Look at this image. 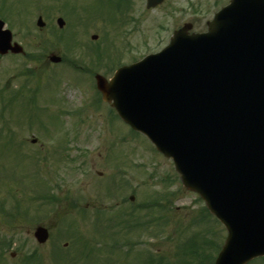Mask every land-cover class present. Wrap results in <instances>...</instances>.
Masks as SVG:
<instances>
[{
	"label": "rangeland",
	"instance_id": "obj_1",
	"mask_svg": "<svg viewBox=\"0 0 264 264\" xmlns=\"http://www.w3.org/2000/svg\"><path fill=\"white\" fill-rule=\"evenodd\" d=\"M38 1L0 0V5L5 6L4 13L8 15L4 23L12 33V41L20 44L25 54H36L38 57L41 54L43 57L38 61L32 58L25 61L20 56L0 57V107L12 92L29 82L30 77L26 75L28 68L36 73L28 85L34 84L39 92L30 99L36 98L34 104L21 107L25 99L27 101L28 97L34 96V88L29 89L30 93L28 89L21 88L15 95L18 101L11 106L20 109L15 113V122L33 124L32 128L15 126L8 108L0 111V202L4 201V210H8L13 203L9 194L21 201L20 216L15 218V222L0 215V240L11 244L4 251L0 264H138L147 254L155 258L163 257L164 264H177L181 259L177 256L178 246L205 229L197 224L204 204L196 194L181 186L170 160L154 153L143 136L131 133L127 126L108 112L106 104H94L93 87V74L109 78L116 68L157 52L166 44L167 32L154 25L153 13L145 15L146 22L141 32L131 35L115 34L110 31L107 22L100 23L84 35L92 44L91 49L83 57L82 52L73 57L72 51L66 50L74 42V32L73 36L69 34L64 40L59 32L49 34L47 26L41 30L35 26L40 14L34 7ZM204 3L207 4L206 1ZM4 13L0 14L1 20ZM41 16L45 22L46 14L43 12ZM210 18L209 11L194 14L196 25L193 31L201 30ZM107 30L110 31L108 35ZM92 34L98 36L95 42L89 39ZM95 52H100L107 59L101 62L97 59L96 62ZM51 53L63 54L79 62L81 67L72 68L74 72L67 65L50 64L45 58ZM42 100L44 106L40 105ZM65 109L71 110L70 118L63 115ZM43 125L52 126L49 132H54L59 138L64 137L65 144L71 149L67 160L57 162L52 149L45 147L50 138L41 130ZM10 128L17 133V137L11 133L12 146L7 143ZM17 138L25 139L19 145L20 152V148H16ZM32 138H37L35 144H30ZM31 152L34 153L33 158L27 160L24 156ZM37 154L48 156L44 172L46 179L49 182L55 179L61 181L57 208L44 206L39 210L38 203L28 199L31 194L25 186L41 185V181L26 177L27 163L36 159ZM5 178H9L8 183ZM111 178L117 179L119 186L109 193L107 186ZM39 193L41 190L36 192ZM129 196H133L132 202L128 200ZM153 203L155 208L144 209L145 205ZM131 209L136 210L135 216L141 220H157L156 223L162 224L151 226L148 235L143 230L130 236L109 237L112 229L104 227L113 224L119 212L126 213ZM97 210L102 212L95 216ZM107 218L113 220L106 222ZM38 223L49 230V238L42 245H38L32 236ZM207 227L214 232L205 233L206 239L211 238L212 233L215 245L222 244L226 235L222 226L212 221ZM125 241L128 242L126 246L123 245ZM119 242L122 244L119 251L108 249ZM193 243L198 245L200 241L195 239ZM191 245L187 244L188 247ZM212 251L210 248L204 251L209 260L213 256ZM30 254L37 257L36 261L30 263L26 260Z\"/></svg>",
	"mask_w": 264,
	"mask_h": 264
},
{
	"label": "water",
	"instance_id": "obj_2",
	"mask_svg": "<svg viewBox=\"0 0 264 264\" xmlns=\"http://www.w3.org/2000/svg\"><path fill=\"white\" fill-rule=\"evenodd\" d=\"M234 6L206 36L177 32L164 52L109 83L96 78L103 100L172 158L182 185L225 226L215 264L264 256V0ZM2 25L0 54L21 52ZM34 236L44 243L47 231Z\"/></svg>",
	"mask_w": 264,
	"mask_h": 264
},
{
	"label": "flooded vegetation",
	"instance_id": "obj_3",
	"mask_svg": "<svg viewBox=\"0 0 264 264\" xmlns=\"http://www.w3.org/2000/svg\"><path fill=\"white\" fill-rule=\"evenodd\" d=\"M204 1H206L207 4L204 3ZM228 1L229 0H157L153 8H147V0H73L71 2H65L63 0H43V12L47 16L45 27L47 26L49 34L55 35L57 31L61 30L74 32V42L69 44L70 47L67 49L72 51L74 57L76 54L80 53L81 50V34L86 35L92 28H95L100 23L107 22L111 27L110 31L113 30L115 33L131 35L140 33L141 27L146 22L145 15L153 13L154 16L152 21H154V25H156L158 29H162L170 34L182 28L187 23H190L193 28L196 25L194 14L200 11H209L211 15H213L218 9L226 5ZM58 17H62L65 20V25L62 29H57V27H55ZM206 22L207 20L205 24ZM61 56L65 59V55L62 54ZM35 101L36 100H30L28 103L34 104ZM11 108L12 120L15 122V113L17 109L15 107ZM45 126L46 125H43V127ZM44 130L45 129H43V131ZM47 141L49 140L47 139ZM55 157L57 162H63V144L58 145ZM42 168L44 167L42 166ZM46 173H48V171H46ZM46 177V175L43 177L44 188L49 189L51 192L58 193L61 181L55 179L49 182L45 179ZM56 178H58V176Z\"/></svg>",
	"mask_w": 264,
	"mask_h": 264
},
{
	"label": "trees",
	"instance_id": "obj_4",
	"mask_svg": "<svg viewBox=\"0 0 264 264\" xmlns=\"http://www.w3.org/2000/svg\"><path fill=\"white\" fill-rule=\"evenodd\" d=\"M198 250L194 249L192 251L189 252V255L192 257L190 259V263H187V262H184V263H187V264H207L204 259L206 258V256L204 255V253L202 252V250H200L201 252H196Z\"/></svg>",
	"mask_w": 264,
	"mask_h": 264
}]
</instances>
